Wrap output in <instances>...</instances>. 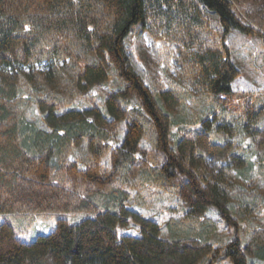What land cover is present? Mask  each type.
<instances>
[{
    "label": "trees",
    "instance_id": "1",
    "mask_svg": "<svg viewBox=\"0 0 264 264\" xmlns=\"http://www.w3.org/2000/svg\"><path fill=\"white\" fill-rule=\"evenodd\" d=\"M169 11L176 17L167 35L180 51L179 79L210 104L193 121L200 129L175 146L179 122L171 111L184 98L153 92L125 44L139 24ZM234 30L259 35L233 0H0V264L264 260V225L250 237L237 230L224 247L210 243L218 225L207 219L209 210L239 229V209L221 180L193 167L202 154L247 166L250 159L230 140L242 133L264 153V96L233 91L241 75L227 42ZM111 71L123 86L105 110L73 108ZM33 104L45 113L47 129L28 118ZM144 140L166 157L163 165L137 156ZM146 183L174 192L188 209L168 221L169 236L127 207ZM39 214L55 215L56 229L21 240L11 220H27L28 229ZM130 219L142 234L120 237L117 227Z\"/></svg>",
    "mask_w": 264,
    "mask_h": 264
},
{
    "label": "rangeland",
    "instance_id": "2",
    "mask_svg": "<svg viewBox=\"0 0 264 264\" xmlns=\"http://www.w3.org/2000/svg\"><path fill=\"white\" fill-rule=\"evenodd\" d=\"M233 2L239 15L259 32V35H245L234 30L228 37L232 58L241 71V75L233 82V91L246 96H264V0ZM174 15L175 13L170 11L166 14L154 13L145 24L134 28L125 42L130 64L142 75L153 92L161 95L169 91L184 98L183 104L171 111L179 122L173 127V146L184 137H192L200 129L201 126L195 125L193 121L210 105L206 97L199 96L191 85L179 79L180 51L177 44L170 41L167 35L176 21ZM208 16L213 18L212 14ZM122 86L116 71H111L107 80L93 85L73 108L105 110L108 97ZM28 118L36 121L41 127L48 128L45 113L37 104L31 107ZM230 140L235 144L237 152L244 153L250 159L247 166L238 168L230 160H218L207 154H202L193 166L203 177L221 180L231 195L232 204L239 209L234 214V217L239 219V229L229 225L217 209L211 208L207 213V219L216 221L218 225V231L210 239L214 248L226 246L237 235V230L242 237H250L255 229L264 225V153L258 152L252 138L243 133L231 137ZM120 143L121 141L113 145ZM142 148L145 152L139 153L138 157L149 159L152 156L158 158L161 165L165 163L166 157L156 150L153 142L144 140ZM108 159L109 157L105 160ZM144 186L140 197L136 196V190L133 191V199L127 207L159 222L163 234L169 236L168 221L185 215L188 209L174 192H164L151 183ZM33 218V226L28 229L24 228L27 220H11L19 238L25 242H33L40 235H48L57 227V217L53 214H39ZM4 220V217H0V224ZM202 222L203 219L197 224L201 229L206 225ZM117 233L120 237L140 236L142 231L140 226L130 219L126 224L117 227ZM211 261L213 262L207 258L201 264H232L227 259ZM249 261L264 264V260L257 258H249Z\"/></svg>",
    "mask_w": 264,
    "mask_h": 264
}]
</instances>
